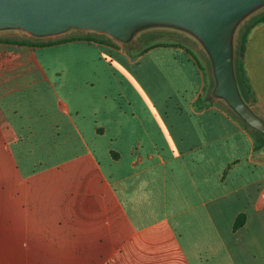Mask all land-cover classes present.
<instances>
[{"label": "crops", "instance_id": "obj_1", "mask_svg": "<svg viewBox=\"0 0 264 264\" xmlns=\"http://www.w3.org/2000/svg\"><path fill=\"white\" fill-rule=\"evenodd\" d=\"M28 37L0 30V264H264V145L193 49ZM241 63L264 120V19Z\"/></svg>", "mask_w": 264, "mask_h": 264}, {"label": "water", "instance_id": "obj_2", "mask_svg": "<svg viewBox=\"0 0 264 264\" xmlns=\"http://www.w3.org/2000/svg\"><path fill=\"white\" fill-rule=\"evenodd\" d=\"M262 7L264 0H0V30L35 38L91 31L126 44L148 27L184 32L209 57L214 95L264 134V120L241 94L234 70L236 30Z\"/></svg>", "mask_w": 264, "mask_h": 264}, {"label": "rangeland", "instance_id": "obj_3", "mask_svg": "<svg viewBox=\"0 0 264 264\" xmlns=\"http://www.w3.org/2000/svg\"><path fill=\"white\" fill-rule=\"evenodd\" d=\"M264 12V7L261 9L257 10L250 16H248L246 19H244L238 26L236 33H235V43L237 42V39L239 37V34L241 30H243L244 26L247 24L249 20H251L253 17H256L257 15L261 14ZM150 29H143L144 31L141 32L136 39L130 41V43H121L119 41L113 40L111 37L108 35H101L99 36L100 38L106 39L109 42H111L114 46L116 47H121L125 51L131 50L133 52H139L141 51L142 48L147 47L148 45H151L153 43L157 42H166V43H184L187 46H189L191 49H193V53L196 55V57L205 64L207 74L210 75V65H209V57L205 53V51L202 49L200 44L191 36L188 34L173 30V29H167V28H153V27H148ZM86 35V32L80 31V30H70L68 32H65L60 35L56 36H51V37H44V38H34L32 36L28 37L31 40L37 39L38 41L44 42V41H49V40H55V39H61V38H69L71 36H83ZM26 38V36H25ZM210 77V76H209Z\"/></svg>", "mask_w": 264, "mask_h": 264}, {"label": "trees", "instance_id": "obj_4", "mask_svg": "<svg viewBox=\"0 0 264 264\" xmlns=\"http://www.w3.org/2000/svg\"><path fill=\"white\" fill-rule=\"evenodd\" d=\"M264 19V12H262L261 14L257 15L256 17H253L251 20H249L247 22V24L244 26L243 30H241L239 37L237 39V42L235 43V54H234V70H235V76L239 85V89L241 94L243 95V97H246L248 95V93L251 92L248 83L246 81V79L243 76V71H242V63H241V58H242V54L245 48V43H246V36H247V31L249 29V27L251 25H253V23L259 21V20H263ZM102 34L100 33H96V32H91L88 31L86 32V35L83 36H71L69 38H61V39H55V40H49V41H27V44L30 45H46V44H50V43H56L58 41H66V40H72V39H85V40H93V41H98V42H109L106 39L100 38L99 36H101ZM209 65H210V86H209V93L210 95L214 96L213 93V85H214V77H213V73H212V67H211V63L209 61ZM233 110V109H232ZM234 111V110H233ZM234 113L236 114V116L238 118H240L243 123L249 127L252 131H254L256 134H258V136L260 137V147H262L264 145V134H262L260 131L252 128L251 126H249L247 124V122L242 119L235 111ZM243 221V217H238L235 221L234 226H238L242 223Z\"/></svg>", "mask_w": 264, "mask_h": 264}]
</instances>
